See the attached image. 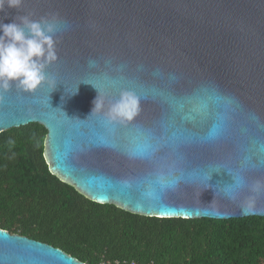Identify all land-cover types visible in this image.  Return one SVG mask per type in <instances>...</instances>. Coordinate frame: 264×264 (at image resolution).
<instances>
[{"label": "water", "instance_id": "obj_1", "mask_svg": "<svg viewBox=\"0 0 264 264\" xmlns=\"http://www.w3.org/2000/svg\"><path fill=\"white\" fill-rule=\"evenodd\" d=\"M26 13L59 21L46 68L57 85L3 94L0 134L41 125L49 172L98 204L159 219L264 217V193L241 212L264 181V0H24L0 23ZM93 86L106 102L134 92L139 115L126 126L88 117ZM0 264L85 263L0 229Z\"/></svg>", "mask_w": 264, "mask_h": 264}, {"label": "trees", "instance_id": "obj_2", "mask_svg": "<svg viewBox=\"0 0 264 264\" xmlns=\"http://www.w3.org/2000/svg\"><path fill=\"white\" fill-rule=\"evenodd\" d=\"M46 133L30 124L0 134V229L85 264H264V217L159 219L92 202L49 172Z\"/></svg>", "mask_w": 264, "mask_h": 264}, {"label": "clouds", "instance_id": "obj_3", "mask_svg": "<svg viewBox=\"0 0 264 264\" xmlns=\"http://www.w3.org/2000/svg\"><path fill=\"white\" fill-rule=\"evenodd\" d=\"M23 4L24 0H0V12L6 8L20 10ZM31 16L32 13H26L15 17L12 23H0V101L3 94L13 88L32 95L45 83L51 87L50 93L57 85L54 79L46 75V68L58 60L55 37L59 31V21L55 14L38 20ZM94 64V61H89V66ZM139 112L140 98L134 92L121 90L118 98L106 102L97 90L88 117L95 114L110 125L126 126L136 119ZM8 143L11 145L14 141L9 140ZM234 184L239 189L241 179L235 180ZM248 190L250 195L241 203L242 214L250 211L264 193V181H253Z\"/></svg>", "mask_w": 264, "mask_h": 264}, {"label": "built area", "instance_id": "obj_4", "mask_svg": "<svg viewBox=\"0 0 264 264\" xmlns=\"http://www.w3.org/2000/svg\"><path fill=\"white\" fill-rule=\"evenodd\" d=\"M99 264H136L135 262H129L126 260H103ZM152 264V263H150Z\"/></svg>", "mask_w": 264, "mask_h": 264}, {"label": "snow or ice", "instance_id": "obj_5", "mask_svg": "<svg viewBox=\"0 0 264 264\" xmlns=\"http://www.w3.org/2000/svg\"><path fill=\"white\" fill-rule=\"evenodd\" d=\"M145 159H148V155L146 154Z\"/></svg>", "mask_w": 264, "mask_h": 264}]
</instances>
